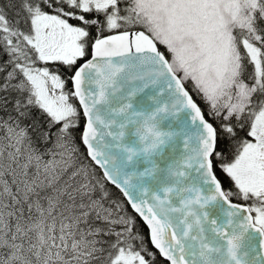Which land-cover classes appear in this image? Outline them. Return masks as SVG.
<instances>
[{
	"label": "snow or ice",
	"instance_id": "6c2138e0",
	"mask_svg": "<svg viewBox=\"0 0 264 264\" xmlns=\"http://www.w3.org/2000/svg\"><path fill=\"white\" fill-rule=\"evenodd\" d=\"M0 264H264V0H0Z\"/></svg>",
	"mask_w": 264,
	"mask_h": 264
}]
</instances>
